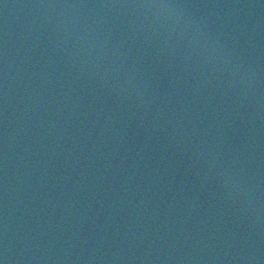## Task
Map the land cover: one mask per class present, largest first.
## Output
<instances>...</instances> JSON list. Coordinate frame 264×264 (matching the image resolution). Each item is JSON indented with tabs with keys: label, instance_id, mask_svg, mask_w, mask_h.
<instances>
[{
	"label": "water",
	"instance_id": "water-1",
	"mask_svg": "<svg viewBox=\"0 0 264 264\" xmlns=\"http://www.w3.org/2000/svg\"><path fill=\"white\" fill-rule=\"evenodd\" d=\"M0 264H264V0H0Z\"/></svg>",
	"mask_w": 264,
	"mask_h": 264
}]
</instances>
